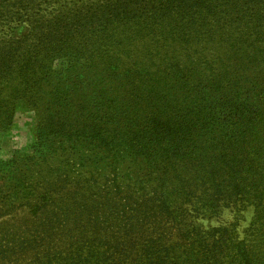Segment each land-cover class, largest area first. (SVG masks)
<instances>
[{"label": "trees", "instance_id": "obj_1", "mask_svg": "<svg viewBox=\"0 0 264 264\" xmlns=\"http://www.w3.org/2000/svg\"><path fill=\"white\" fill-rule=\"evenodd\" d=\"M157 1L97 7L100 41L84 59L101 63V83L86 98L76 81L61 79L64 69L48 64L65 48H51V32L32 48L25 39L0 45V129L16 109L43 107L45 126L35 130V145L45 148L35 152L58 156L63 142L71 150L76 144L106 150L101 166L124 168L126 175L100 180L92 172L99 163L92 162V173L70 186L59 166L40 171L44 178L30 185L12 178L10 198L0 196V215L25 208L31 222L1 234L0 259L264 264V0H161L163 7ZM15 3L2 6L5 17L21 13L16 6L30 16L28 4ZM197 9L199 23L185 21ZM199 34L220 42V51L183 61L159 52L170 39L190 43ZM146 39L147 63L124 66L122 55L131 56L130 47ZM66 47V73L85 71L77 65L81 56ZM249 207L253 216L243 228L239 219L198 222L224 208Z\"/></svg>", "mask_w": 264, "mask_h": 264}, {"label": "rangeland", "instance_id": "obj_2", "mask_svg": "<svg viewBox=\"0 0 264 264\" xmlns=\"http://www.w3.org/2000/svg\"><path fill=\"white\" fill-rule=\"evenodd\" d=\"M109 1L111 0H0V45L11 42L17 45L15 41L25 39V44L32 48L35 45V41L51 32L54 35L48 36L53 38L49 44L51 48L53 50L59 46H65V48L61 56H55L51 61L47 60L49 61L48 64L53 71L64 69L61 79H65L66 82L76 81L80 86L83 98H86L87 89L101 83V76L98 77L101 63L98 60L90 63L87 59H84V56L92 54L93 48H97V44H99L101 31L97 23L94 25V22H97L99 18L97 7L109 3ZM7 3H15V5L28 4L27 14L29 12L30 16H22L23 7L16 6V10H21V13L13 14L10 18L8 15L5 17L2 6ZM217 4L226 3L216 2ZM157 5L163 7L162 1L158 0ZM200 19L197 9L196 14L187 16L185 21L188 23L190 21L199 23ZM155 21L156 18L151 19V24L154 25ZM197 36L190 43L172 42L170 39L164 42V47H161L159 52L166 51L171 59L183 61L188 57H196L199 53L215 55L220 51L221 44L217 40H212L205 34ZM161 40L162 38H160ZM68 44L70 45L69 53L75 52L77 53L76 56H81L77 65L85 71L66 73L68 71L65 69L67 66L63 55L68 50V47H66ZM147 44H151L147 39L137 45L134 43L130 47L131 56L125 57V55H122L124 66L132 64L133 61L147 63L145 49ZM1 52L4 51L0 50ZM35 53L41 55L42 49H37ZM92 71H94V74L89 75ZM43 111L47 112L43 107L40 109V106L27 107L24 105L16 109L12 115L11 122L0 129V196L3 193L2 197L10 198L12 178L21 176L24 178L25 184L30 185V182H35L37 177L44 178L41 176L40 171L44 170L46 172L47 167L52 171L57 166H59L60 171L66 170V174L70 176L68 180L69 186L80 175L85 174V176H88L92 172L95 173L94 176L96 178L105 179L109 183L114 177L121 180L125 179L124 168L121 167L122 169L109 171V168L104 165L101 166L100 159L106 154V150L101 149V151H98L87 147H85V151L79 150L80 146L78 144H76V150H71L69 145L71 143L63 142V147L66 150L59 151L58 156L48 149L43 151L44 153L35 152L33 150L34 147L37 150L45 148L44 145H35V130H38L39 124L40 127L41 125L42 127L45 126V124L40 122V118L43 120L45 115ZM82 162L86 164V167L82 168ZM92 162H98L99 164L98 168L95 169L96 171L91 172V170L87 169H91ZM123 167L125 166L123 165ZM49 173L46 175L48 176ZM8 207L5 206L4 208L7 209ZM2 211L4 209L0 208V213ZM236 211L234 208H224L218 216L211 219H199L198 222L208 226L228 224L233 220L239 219V227H246L252 219L253 208L249 207L239 212ZM30 219L31 215L25 208L18 209L14 213L10 212L6 215H0V236L6 230L15 228L18 231L22 230L30 225ZM18 233L16 232V234ZM18 263L19 261L10 262L9 260L0 259V264Z\"/></svg>", "mask_w": 264, "mask_h": 264}]
</instances>
